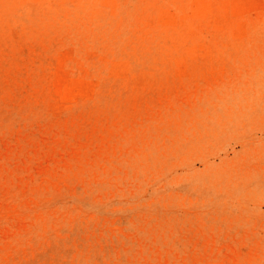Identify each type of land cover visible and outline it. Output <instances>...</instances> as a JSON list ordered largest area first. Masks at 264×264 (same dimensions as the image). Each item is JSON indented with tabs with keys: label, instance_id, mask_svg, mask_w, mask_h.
Wrapping results in <instances>:
<instances>
[{
	"label": "rangeland",
	"instance_id": "1",
	"mask_svg": "<svg viewBox=\"0 0 264 264\" xmlns=\"http://www.w3.org/2000/svg\"><path fill=\"white\" fill-rule=\"evenodd\" d=\"M0 156V264H264V1L0 0Z\"/></svg>",
	"mask_w": 264,
	"mask_h": 264
},
{
	"label": "bare ground",
	"instance_id": "2",
	"mask_svg": "<svg viewBox=\"0 0 264 264\" xmlns=\"http://www.w3.org/2000/svg\"><path fill=\"white\" fill-rule=\"evenodd\" d=\"M263 1H264V0H263ZM209 6H210V5H209ZM64 59H65V58H64ZM64 59H63V60H64ZM58 65H59V64H58ZM63 67H64V65H63ZM60 70H61V69H60ZM60 70H59V71H60ZM57 71H58V70H57ZM64 71H65V70H64ZM66 71H67V70H66ZM69 73H70V72H69ZM59 74H60V73H59ZM63 74H64V73H63ZM57 75H58V74H57ZM58 76H59V75H58ZM60 76H61V75H60ZM61 77H62L63 80H64V78H65L64 75L61 76ZM67 77H68V76H67ZM55 78H56V77H55ZM59 78H60V77H59ZM62 78H61V79H62ZM69 78H70V77H69ZM56 80H57V78H56ZM63 80H62V81H63ZM67 80H68V79H67ZM54 82H55V81H54ZM58 82L60 83V81H58ZM55 83H56V82H55ZM56 86H58V85H56ZM59 86H60V85H59ZM64 86H65V85H64ZM68 86H70V84H68ZM63 88H64V87H63ZM61 92H62V90H61ZM9 153H10V152H9ZM15 155H16V154H15ZM27 155H28V154H27ZM0 157H1V156H0ZM20 157H21V156H20ZM34 157H35V156H34ZM15 160H16V159H15ZM40 160H41V159H40ZM36 162H37V160H36ZM5 164H6V163H5ZM17 164H18V163H17ZM17 164H16V165H17ZM47 164H48V163H47ZM13 165H14V164H13ZM21 165H22V164H21ZM27 165H28V164H27ZM8 166H9V165H8ZM11 166H12V165H11ZM33 166H35V165H33ZM6 167H7V165H6ZM6 167H5V168H6ZM12 167H13V166H12ZM35 167H36V166H35ZM38 167H39V166H38ZM27 168H28V167H27ZM42 169H43V167H42ZM9 170H10V169H9ZM35 170H37V169H35ZM40 170H41V167H40ZM40 170H39V171H40ZM50 171H51V169H50ZM8 172H9V171H8ZM30 172H31V171H30ZM54 172H55V171H54ZM3 174H4V172H3ZM31 175H32V174H31ZM10 178H11V177H10ZM17 180H18V179H17ZM8 181H9V180H8ZM16 182H17V181H16ZM11 183H12V182H11ZM17 183H19V182H17ZM21 185H22V184H21ZM31 186H32V185H31ZM33 187H34V186H33ZM21 189H22V188H21ZM5 196H6V195H5ZM30 197H31V196H30ZM27 200H28V199H27ZM27 200H26V201H27ZM3 203H4V202H3ZM28 204H29V203H28ZM5 206H6V205H5ZM7 207H9V206H7ZM11 208H12V207H11ZM38 211H39V210H38ZM8 212H9V211H8ZM6 213H7V212H6ZM27 213H28V212H27ZM10 214L12 215V213H10ZM18 214H19V213H18ZM21 214H22V213H21ZM16 216L18 217V215H16ZM22 216H23V215H22ZM18 219H19V218H18ZM18 219H16V220L18 221ZM23 225H24V224H23ZM14 227H15V226H14ZM1 228H3V227H1ZM7 231H8V230H7ZM4 233H5V232H4ZM4 233H3V235H4ZM11 234H12V232H11ZM7 244H8V243H7ZM10 253H11V252H10ZM1 263H2V262H1Z\"/></svg>",
	"mask_w": 264,
	"mask_h": 264
}]
</instances>
